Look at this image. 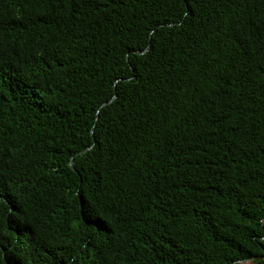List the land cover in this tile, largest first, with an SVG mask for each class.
Masks as SVG:
<instances>
[{"label": "trees", "instance_id": "trees-1", "mask_svg": "<svg viewBox=\"0 0 264 264\" xmlns=\"http://www.w3.org/2000/svg\"><path fill=\"white\" fill-rule=\"evenodd\" d=\"M264 264V0H0V264Z\"/></svg>", "mask_w": 264, "mask_h": 264}, {"label": "rangeland", "instance_id": "rangeland-1", "mask_svg": "<svg viewBox=\"0 0 264 264\" xmlns=\"http://www.w3.org/2000/svg\"><path fill=\"white\" fill-rule=\"evenodd\" d=\"M247 264H249V263H247Z\"/></svg>", "mask_w": 264, "mask_h": 264}]
</instances>
